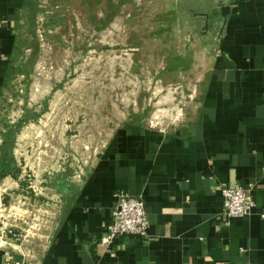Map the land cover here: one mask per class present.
<instances>
[{"label":"crops","instance_id":"obj_1","mask_svg":"<svg viewBox=\"0 0 264 264\" xmlns=\"http://www.w3.org/2000/svg\"><path fill=\"white\" fill-rule=\"evenodd\" d=\"M210 1L217 21L215 36L200 38L210 56L196 111L164 130L117 108L92 166L79 181L59 183L50 238L24 264H264V0ZM32 7L33 0H0V206L19 185L8 170L5 93ZM236 184L252 185L255 205L228 216L222 188ZM119 190L145 201L147 235L106 238ZM10 241L0 235V264L24 258Z\"/></svg>","mask_w":264,"mask_h":264},{"label":"rangeland","instance_id":"obj_2","mask_svg":"<svg viewBox=\"0 0 264 264\" xmlns=\"http://www.w3.org/2000/svg\"><path fill=\"white\" fill-rule=\"evenodd\" d=\"M198 4L33 0L5 93L8 170L19 185L0 206L2 225L17 231L11 240L25 257L47 243L59 183L79 181L92 166L119 121L117 108L164 130L196 111L210 56L200 38L215 36L217 21L214 1Z\"/></svg>","mask_w":264,"mask_h":264},{"label":"built area","instance_id":"obj_3","mask_svg":"<svg viewBox=\"0 0 264 264\" xmlns=\"http://www.w3.org/2000/svg\"><path fill=\"white\" fill-rule=\"evenodd\" d=\"M251 186L236 184L233 186H224L222 188L224 198V212L228 216H243L249 214L255 200L252 194ZM116 204L113 209V218L108 225L106 238L113 239L118 234L137 233L147 235L150 226V219L146 209L145 201L140 196L132 195L126 191L119 190L115 192ZM0 235L5 242L12 236H18L13 227L3 226ZM12 235V236H10ZM13 241L9 244L13 246ZM22 259L8 264H24L26 257L23 254Z\"/></svg>","mask_w":264,"mask_h":264}]
</instances>
